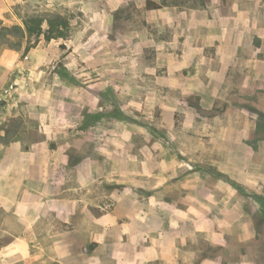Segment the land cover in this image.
Listing matches in <instances>:
<instances>
[{"label": "rangeland", "instance_id": "rangeland-1", "mask_svg": "<svg viewBox=\"0 0 264 264\" xmlns=\"http://www.w3.org/2000/svg\"><path fill=\"white\" fill-rule=\"evenodd\" d=\"M147 1L163 8L148 11ZM213 1L0 0V162L3 148L12 160L35 162L30 173L39 184L41 175L51 177L43 184L50 191L58 175L77 187L82 173L72 169L88 163L92 180L85 191L93 217L102 202L109 212L122 211V250L115 249L114 227L104 234L92 221L91 234L78 235L76 248L59 245L49 264H132L131 240L141 241L131 222L153 223L159 233L165 217L178 210L186 214L173 219L185 222L188 255H219L222 264H234L250 249L251 261L264 264V189L238 185L214 167L228 157L216 153L227 148L217 137L226 124L184 118L181 107L162 104L168 87L196 83L195 69L181 72L177 55L184 44L189 59L195 56L202 21L196 11ZM52 18L66 26L65 38L46 43L37 31L26 34L25 21L42 19L45 26ZM168 52L175 55L170 60L163 55ZM189 100L197 103L195 96ZM193 107L199 117L216 113ZM234 142L240 160L245 149ZM59 158L64 168L42 167ZM246 226L256 229L250 242L220 231ZM212 236L223 246H213ZM11 241L0 233V264H24L18 245L8 248Z\"/></svg>", "mask_w": 264, "mask_h": 264}, {"label": "crops", "instance_id": "crops-1", "mask_svg": "<svg viewBox=\"0 0 264 264\" xmlns=\"http://www.w3.org/2000/svg\"><path fill=\"white\" fill-rule=\"evenodd\" d=\"M156 11L160 9L151 10ZM196 12L202 20L197 24L196 54L189 59L185 45L180 44V55H177L181 72L185 66L195 69L196 83L190 87H168L170 91L166 90L162 104L181 107L184 118H218L217 123L224 122L226 127L218 129L217 137L226 140L227 148L225 151L221 150L222 147L216 148V153L228 157L226 164L214 162V167L238 185L264 189L261 163L264 156V0H214ZM208 49L213 53H203ZM163 55L168 60L175 56L169 52ZM192 96L197 98L195 105L190 103ZM193 106L202 112L216 109V113L211 117H199ZM231 139L240 141L241 148L245 149V156L240 160L234 157L235 142L232 144ZM231 146L234 150L230 149ZM3 149L0 162V218L3 224L0 233L12 238L10 250L18 245L21 252L18 256L24 264H49L50 260H55L59 245L69 243L76 248L78 235L91 234L92 221L102 227L104 234L114 227L115 249L117 252L122 250L119 241L123 227L122 211L119 207L109 212L102 202L98 205V219L91 213L92 199L89 190L85 191L92 180L88 163L80 162L72 169L82 173L77 187L68 186V178L58 175L50 191L43 184L49 183L51 177L50 180L41 175L39 184L30 173L35 171V162H23L21 157L12 160L11 150ZM58 155L63 157L60 153ZM59 159V163H44L42 167L46 170L64 168L66 162ZM34 186L41 189L35 191ZM176 215L179 220L186 216L178 210L165 217L168 220L161 224L162 235L153 223L131 222L130 231L137 233L141 241L136 245L131 240L132 264H222L219 255L205 260L196 253L188 255L185 222L182 225L175 221ZM200 231L202 228L197 227L196 232ZM220 231L223 235L229 231L246 235V240L242 241L250 242L256 229L246 226ZM156 234H159L158 238ZM144 235H151L146 237V243L142 241ZM210 242L215 247L223 246L213 236ZM8 248H3V252ZM31 249L34 255L29 253ZM11 257L14 256H9V260ZM239 257L234 264H256L251 261L250 249Z\"/></svg>", "mask_w": 264, "mask_h": 264}, {"label": "trees", "instance_id": "trees-1", "mask_svg": "<svg viewBox=\"0 0 264 264\" xmlns=\"http://www.w3.org/2000/svg\"><path fill=\"white\" fill-rule=\"evenodd\" d=\"M163 5H159L150 1L146 2V10H159ZM61 27H66L63 23L58 22L56 19H49L45 26H43L42 19H33L24 22L25 32L28 36H32L36 33L43 35L44 42L48 43L52 40L65 38ZM220 174V173H219ZM222 175V174H221Z\"/></svg>", "mask_w": 264, "mask_h": 264}]
</instances>
